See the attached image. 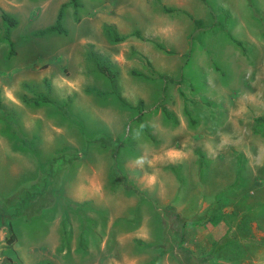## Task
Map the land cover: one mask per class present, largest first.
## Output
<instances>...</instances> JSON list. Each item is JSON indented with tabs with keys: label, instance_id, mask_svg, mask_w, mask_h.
Returning <instances> with one entry per match:
<instances>
[{
	"label": "rangeland",
	"instance_id": "1",
	"mask_svg": "<svg viewBox=\"0 0 264 264\" xmlns=\"http://www.w3.org/2000/svg\"><path fill=\"white\" fill-rule=\"evenodd\" d=\"M64 1L0 0L17 20L15 53L0 42V226L18 235L0 250L19 255L0 264H91L116 250L106 223L132 230L136 264H264V0H79L66 33H37ZM183 149L197 166L171 164Z\"/></svg>",
	"mask_w": 264,
	"mask_h": 264
},
{
	"label": "crops",
	"instance_id": "2",
	"mask_svg": "<svg viewBox=\"0 0 264 264\" xmlns=\"http://www.w3.org/2000/svg\"><path fill=\"white\" fill-rule=\"evenodd\" d=\"M19 104H22V103L19 102ZM0 106H3V103L0 102ZM11 113L15 117H17V113H15L14 111H12ZM159 153L160 152L157 153V152L152 151V155L146 156L144 158L146 160L154 161L158 157ZM191 154H192L191 150L183 149V150L178 151V154L176 156L170 157L169 160H171L173 162V163H171L172 165H176L177 161L179 162L180 159L185 158L188 162L191 161V162H193L192 164L197 166L198 162H197V164L194 162V161H196V157L194 156V154L193 155H191ZM102 225L104 227V235H103L102 241L105 242L110 247V250H113V248L116 250H114L113 252H110V256L106 254L108 256L107 257L106 255L102 256V254L99 253L101 249H97L96 250L97 251L96 257L100 256V258L97 257V258H95L96 260L90 261L91 264H136V262L139 263V262L145 261L144 257L140 256L141 254L131 252L130 248L128 250L124 245H122L123 241L126 238H130L129 239L130 242L132 241V238H133L132 235L128 234L132 230L124 229L122 227V225L112 226L113 224H107V223L102 224ZM112 228L114 230L116 229L115 231L119 232V234L117 236H115L116 240L114 238H112L108 243V240H107L108 237H107L106 233L111 232ZM117 229H120V230H117ZM16 232H17L16 228H10L8 226L7 229H5V228H1V226H0V235L2 236V238H0V248H3L4 246H8L11 248V245L13 243H15L17 241V238H18V235L15 234ZM4 235H5V237H7L6 239H5ZM112 237H113V234H112ZM114 242H115V244H114ZM131 245H133V243ZM15 251L16 252H14V251L6 252L2 249V250H0V254L2 256H9L11 258L12 257L15 258L16 254L18 255V251L17 250H15ZM52 252L53 251H51V255H52ZM61 257H63V252H62Z\"/></svg>",
	"mask_w": 264,
	"mask_h": 264
},
{
	"label": "trees",
	"instance_id": "3",
	"mask_svg": "<svg viewBox=\"0 0 264 264\" xmlns=\"http://www.w3.org/2000/svg\"><path fill=\"white\" fill-rule=\"evenodd\" d=\"M67 4H72L75 7H77L79 5V0H68V1L62 2V4L60 5V9L58 11V15H57V18L55 19V21L53 23L49 24L48 26H45L44 28L39 29L37 31V33L43 34V33H46L48 31H50V32L51 31H57L60 33H66L67 29L61 24V16H62L63 8ZM0 18H1V20H3L6 23L5 29L0 30V42H2L4 40H7L9 42L10 48L8 50L7 57H10L11 55H13V53H15V49L13 48L12 41L10 39H8V37H9L8 32H9V27L12 25H15L17 20L10 13L3 10L2 8H0ZM105 28H106V31L108 32V34L112 40L120 41V40H123L124 38H126L128 36L127 34L119 33L118 30L116 29V27L112 26L110 24H106ZM132 34L140 36V32L138 29H135L134 31H132ZM97 57H98L97 68L104 75H106L110 80H113L114 76L116 74L115 71L108 64H106L102 61V57H100V56H97ZM34 99H33V103L38 104L39 101L34 100ZM41 100L47 101V102H53V100L51 98H49L45 95L42 97ZM11 125H12V127H15V124L12 123V121H11Z\"/></svg>",
	"mask_w": 264,
	"mask_h": 264
}]
</instances>
